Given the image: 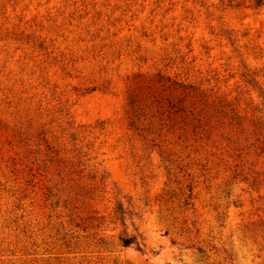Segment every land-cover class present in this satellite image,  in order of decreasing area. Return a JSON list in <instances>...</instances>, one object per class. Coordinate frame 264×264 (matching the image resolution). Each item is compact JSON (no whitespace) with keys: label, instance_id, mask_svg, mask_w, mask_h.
<instances>
[{"label":"rangeland","instance_id":"rangeland-1","mask_svg":"<svg viewBox=\"0 0 264 264\" xmlns=\"http://www.w3.org/2000/svg\"><path fill=\"white\" fill-rule=\"evenodd\" d=\"M256 1L0 0V264H264Z\"/></svg>","mask_w":264,"mask_h":264},{"label":"trees","instance_id":"trees-1","mask_svg":"<svg viewBox=\"0 0 264 264\" xmlns=\"http://www.w3.org/2000/svg\"><path fill=\"white\" fill-rule=\"evenodd\" d=\"M261 4V0H257L256 1V6H259ZM264 116V113H263ZM264 123V120H263ZM118 213L120 214V220L121 222H123V217H122V211L119 209ZM120 243L122 246L124 247H128V246H134L136 249L140 250L141 249V243L138 240L137 236H128V235H124L120 238Z\"/></svg>","mask_w":264,"mask_h":264}]
</instances>
